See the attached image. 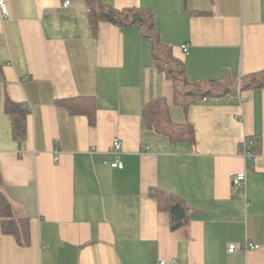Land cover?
Segmentation results:
<instances>
[{
    "label": "crops",
    "instance_id": "obj_1",
    "mask_svg": "<svg viewBox=\"0 0 264 264\" xmlns=\"http://www.w3.org/2000/svg\"><path fill=\"white\" fill-rule=\"evenodd\" d=\"M6 1L0 168L10 199L30 218L31 243L3 233L0 218V264H264V89L185 109L139 25L101 22L94 31L85 0ZM102 1L150 9L192 79L264 70V0ZM82 95L95 98V126L58 103ZM159 96L174 121L192 124L194 142L145 128L142 109ZM7 99L26 111L23 138L13 134ZM246 137L257 141L248 165ZM115 138L122 169L111 166ZM244 169L246 187L234 186ZM151 189L178 197L185 217L161 210ZM248 241L260 248L245 249Z\"/></svg>",
    "mask_w": 264,
    "mask_h": 264
},
{
    "label": "trees",
    "instance_id": "obj_2",
    "mask_svg": "<svg viewBox=\"0 0 264 264\" xmlns=\"http://www.w3.org/2000/svg\"><path fill=\"white\" fill-rule=\"evenodd\" d=\"M89 8L92 29L97 31L101 22H109L120 27L137 24L145 37L151 39L155 66L169 81L174 91V102L187 109L191 104L207 101L210 98L236 95L239 91L263 88L264 70L235 78L195 80L189 77L184 62L175 56L172 47L166 44L155 26V15L143 7L118 9L102 0H85ZM70 114L86 115L91 126H95L96 101L93 96L82 95L58 101ZM6 110L12 116L13 134L16 138L25 135V115L23 105L7 99ZM144 126L151 132L165 136L171 142L195 141V130L189 122H176L170 115V102L159 96L146 103L142 109ZM251 138V137H250ZM253 149L257 141L253 137ZM256 153V152H255ZM257 154V153H256ZM150 194L157 198L161 210L171 213L172 208L181 203L174 194L160 189H151ZM0 218L2 232L12 235L19 245L28 247L31 243L30 218L13 202L5 188L0 168Z\"/></svg>",
    "mask_w": 264,
    "mask_h": 264
},
{
    "label": "built area",
    "instance_id": "obj_3",
    "mask_svg": "<svg viewBox=\"0 0 264 264\" xmlns=\"http://www.w3.org/2000/svg\"><path fill=\"white\" fill-rule=\"evenodd\" d=\"M66 5L70 4V0L65 1ZM0 9L3 15L8 16L9 15V7L7 4L6 0H0ZM182 51L184 53H188L190 49V45L188 43L183 44L181 47ZM239 96V95H237ZM111 152L116 156V159L111 163V166L114 168H119L122 169L124 167V162L121 159L122 153H123V142L119 138H115L112 146H111ZM57 154V152H56ZM240 154L244 158L246 165L252 163L255 159L257 154L253 150V140L249 137H246L240 147ZM56 160H58V156H56ZM247 176L248 172L247 169L238 171L234 176H233V184L234 186H241V187H246L247 183ZM258 249L260 248L259 244H256L254 242L248 241L245 243V249ZM236 249L235 244H231L229 246V252H234ZM155 264H177L176 260L166 262V261H161L157 262Z\"/></svg>",
    "mask_w": 264,
    "mask_h": 264
},
{
    "label": "water",
    "instance_id": "obj_4",
    "mask_svg": "<svg viewBox=\"0 0 264 264\" xmlns=\"http://www.w3.org/2000/svg\"><path fill=\"white\" fill-rule=\"evenodd\" d=\"M172 214L175 220H181L185 217V211L180 204H177L172 208Z\"/></svg>",
    "mask_w": 264,
    "mask_h": 264
}]
</instances>
